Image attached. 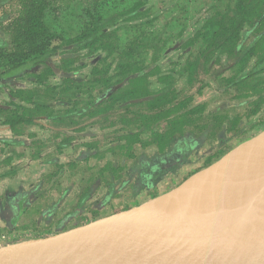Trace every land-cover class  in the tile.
Here are the masks:
<instances>
[{
    "label": "trees",
    "instance_id": "16d2710c",
    "mask_svg": "<svg viewBox=\"0 0 264 264\" xmlns=\"http://www.w3.org/2000/svg\"><path fill=\"white\" fill-rule=\"evenodd\" d=\"M24 4L25 38L32 48L6 61L0 54V89L10 83L9 95L13 96L0 104V125L8 126L14 135L35 137L30 130L43 125L42 120L57 131L113 128L123 140L120 149H112L113 154L136 163L188 143L190 134L203 136V144L213 135L218 143L206 157L209 165L232 141L241 143L251 137V129L264 125V0H197L178 32L179 37H187L184 46L189 55L167 67L157 64L168 42L158 32L159 22L174 8L180 10L177 2L158 9L154 0H133L109 13L89 11L88 18L71 33L51 27L47 1L25 0ZM52 39L57 43L50 45ZM37 41L46 44L37 49ZM81 51L91 56L89 62L75 55ZM57 54L62 58L54 68L49 61ZM225 64L234 73L223 78L224 88H235L240 92L238 98L254 99L232 119L214 114L208 124L205 106L193 102L214 71ZM85 68L82 78L71 75ZM56 69L66 74L59 84L51 81ZM13 79L28 85L15 86ZM120 84L124 85L115 89ZM244 86L249 92L241 94ZM70 139L64 138L61 144ZM146 149L156 150L146 153ZM125 165L116 169L120 178Z\"/></svg>",
    "mask_w": 264,
    "mask_h": 264
},
{
    "label": "rangeland",
    "instance_id": "374dc122",
    "mask_svg": "<svg viewBox=\"0 0 264 264\" xmlns=\"http://www.w3.org/2000/svg\"><path fill=\"white\" fill-rule=\"evenodd\" d=\"M24 1L25 0H0V54H2L3 56L5 55L4 61H6L9 57H11L12 59L21 57L23 53L26 52L28 53L31 50L30 48H32L31 45H29V42L25 38L26 16L23 13L25 9ZM45 1H47V9H48L47 21H49L51 27L59 31H61L60 29H65L66 33H71L73 32V30H75L76 27H79L83 23V21H85L88 18L89 11H91L92 13H109L129 5L133 0H45ZM154 1L156 2V6L158 9H168V7H171V5L174 2L178 3V8L180 9L177 10L174 8L172 12L165 15L163 19H161L159 22L160 27L158 29L159 30L158 32H163L164 33L163 36L168 39V42L166 43L165 46L166 49L160 52L161 56L157 61V64H159L162 67H167L175 62H179L180 59L183 60L185 57L189 55L188 48L184 46L187 37L186 36L179 37L178 32L181 28L180 25H182L184 19L186 17H189L193 13L192 11L195 4L197 3V0H154ZM166 22H169V25H166L165 27ZM16 39H20L19 42H21V46H19V42L12 43L13 40ZM48 43H51L50 45H54L55 43H57V41L52 39L48 41ZM35 44L37 46V49H39L43 46V44L45 45L46 43L45 41H37ZM47 45L49 47V44ZM7 50L10 53H8ZM75 55H79L80 59L86 62L87 61L89 62V59L91 57V56L90 57L85 56V51H81L79 53H76ZM61 58L62 55L57 54L51 57L49 64L52 65L54 68H56L57 65L60 64ZM86 70L87 69L85 68L78 72L72 73L71 75L76 78H82L84 76L82 73H84V71ZM2 71L3 68L0 66V72ZM56 71H57L56 74L51 77V81L54 84H59L61 83L63 77L66 76V74L64 73V71L58 69H56ZM233 73H234L233 68L230 65H226V64L223 66L221 70L214 71L212 76L207 80V85L203 90L202 94L196 96L194 99L193 104L195 106L197 105L205 106L204 119H208L207 120L208 124L211 123L209 117L214 114L222 113L228 116V118L232 119L235 115H237V113H241L244 111L246 107L245 103L247 101L254 99L253 97H250L249 99L238 98L236 96L240 92H238L235 88H231L228 90L224 88L226 86V83L223 81V78L228 77ZM13 80L17 82L16 83L17 85L15 86L28 85V83L25 80L22 79H13ZM122 85L124 84L118 85L117 87H115V89H117L119 86ZM11 87L12 85L10 83L8 84L6 83L0 89V104H5L7 101L13 99V96L9 95V90ZM241 90H242L241 94L249 92L248 86L247 87L244 86L243 88H241ZM41 123L43 125L39 124L33 126L30 130L35 133V137H28L26 135L16 136L12 133L11 130L10 131L7 130L8 126L0 125V127H2L0 129V139L4 140L5 137H10V139H16V141L19 142L25 141L24 145H9V146H5L4 149H20V151H22V149H28L30 147V144L34 142L47 143L49 141V138L53 136V132H55L56 129L50 128L46 120H42ZM96 127L97 126H91V127L87 126L85 128V131L88 132L94 131L97 129ZM164 127H166L165 124L161 126V129H163ZM110 129L113 130V128ZM262 131H264V125H260L256 129H251L249 132L251 137H249L245 141L241 143L235 142V140L232 141L231 144H228L224 149V154L222 156H219L217 159L213 160L214 161L213 163L216 164L217 161H219L226 154L231 152L233 149L237 148L240 144L260 134ZM208 140L209 139L207 138V141ZM217 143L218 141L216 142V140H214V136L211 135V138L208 141L209 145L201 144L200 146H198L200 149H196L194 152H192L191 157L188 158L187 162H185L182 165V167L180 166L181 168L179 167L178 170H175L172 173H168L166 176L163 177V179L160 181L159 189L151 192L150 195H148L146 189H144L140 193H137V203L139 201H146L156 196L163 195L179 187L187 179L193 176L191 175V173H193L196 169L203 170L205 168H208V166L209 167L213 166L214 165L213 163L207 165L208 163H206V157L208 153L210 154L211 152L215 151V147ZM155 150L156 149H146V153H152ZM119 156L120 155L118 154L114 155L113 153L106 152L105 149V152L100 154V158L98 156L94 157L93 159L90 158L85 163V165H88L87 163H90L91 161H93L92 163L96 162L98 164H101L104 162V159H111L112 157H114L115 159L119 158L121 160V165H124L126 163V158L125 157L120 158ZM15 160L16 159L13 158L12 163ZM70 161H75V159L71 157ZM127 164L128 163H126V165ZM136 165L138 166V163L134 164L131 162V167L126 166L124 169V173L125 174L132 173V169ZM3 171L4 169L0 170V173H2ZM21 172L26 173L27 168L22 169ZM81 172L85 173V171H81ZM73 173H77V171H75L72 168L67 169V177L70 181H72L70 182V184L71 183L72 184L69 186V188L75 185L73 182H79L78 180L79 177H73L75 178V181H73L72 178L69 177V176H74L75 174ZM9 174H10L8 175L9 177H5V178L3 177L6 180L10 179L9 181H3L2 177H1L2 179H0V183H1L0 193L6 189L15 190L20 185V180L13 179L15 175L12 176V174H17V173H9ZM64 174L65 173L63 170H58L57 176L55 175L56 177H54L53 179L54 180L56 178L58 179L60 178V176H63ZM44 178H48V177L31 178L27 180L26 185L30 186L36 183L38 179L44 180ZM67 180H64V178L61 177V181L63 182L61 187H63V185L67 183L66 182ZM28 181H33V182H28ZM52 185L53 182L51 180L46 185L45 193L51 194L54 197L52 198V202H53L59 196H57L58 192L52 189L53 188L51 187ZM64 186H68V185H64ZM76 189L77 187H74V191H76ZM68 197L72 198L70 195ZM4 200H5L4 197L0 199V204H3ZM127 200L129 201V199ZM64 211H68V210L64 209ZM86 218L87 219H85L84 222L95 220V217L87 216ZM36 219H38L39 225L35 224L37 221ZM18 222L14 225H11L10 228L7 225L6 220L0 217V247L17 241L53 235L58 232L55 231V229L53 228L54 223H52L51 225L50 221H48L47 219L38 218L37 216L33 218H26L21 222L19 223ZM22 224H27V226H22Z\"/></svg>",
    "mask_w": 264,
    "mask_h": 264
},
{
    "label": "water",
    "instance_id": "95a60500",
    "mask_svg": "<svg viewBox=\"0 0 264 264\" xmlns=\"http://www.w3.org/2000/svg\"><path fill=\"white\" fill-rule=\"evenodd\" d=\"M263 138L264 131L235 149H264ZM255 161L264 167V159ZM159 200L1 246L0 264H264V231L242 234L205 216L165 210Z\"/></svg>",
    "mask_w": 264,
    "mask_h": 264
},
{
    "label": "crops",
    "instance_id": "0c3cea01",
    "mask_svg": "<svg viewBox=\"0 0 264 264\" xmlns=\"http://www.w3.org/2000/svg\"><path fill=\"white\" fill-rule=\"evenodd\" d=\"M1 128L2 127H0V129ZM96 128V130L91 132L85 131V129L79 131H74L72 129L55 130L53 136L49 138L47 143L34 142L30 144L31 148L22 149V151H20V149L4 148L9 145H24L25 141L19 142L16 141V139H10V137H5L4 140L0 139V170L4 169V171L0 173V175L4 176H0V179L9 177V173H17L12 174V176L15 175L13 179L20 180V185L17 189L4 190L0 193V199L5 197V194L9 193L16 196L21 193L28 195V197H26V202L31 200L33 206L31 208L27 207L16 211L17 217L25 219L36 216L45 219L46 217L44 215L43 217L39 216V212L43 206H50V204L51 208H54L58 214L62 213L64 209L71 211L75 208V210L71 212H76V214H80V216H95L96 218L107 216L137 205L135 201V195L137 193L132 197L126 195L130 194L131 190V179L129 178L131 173H124L122 174L123 178H120V174L116 172V169L121 165V160L119 158L115 159L112 157L111 159H104V162L101 164L96 162L92 163L93 161H91L87 163L88 165H85L90 158L93 159L97 156L100 158V154L104 153L105 149L106 152L110 153H113L112 149H120L118 146H121L123 142L122 139L120 140L121 137L119 132L105 130L99 126ZM7 130L10 131L9 127ZM66 137H72V139H70L67 144H61L62 140ZM71 157H73L75 161H70ZM13 158L16 160L12 163ZM131 162L134 164L136 163L126 158L128 167H131ZM26 168V173L21 172L22 169ZM71 168L77 171V173H73L75 175L69 177H71L73 181H75L73 177H79V182H73L75 185L69 188L72 184H70V182L72 181L67 177V169ZM58 170H63L65 174L54 180L53 178L57 176ZM81 171H85V173ZM36 177L48 178H44V180L38 179L36 183L30 186L26 185L27 180ZM61 177H63L64 180L68 179L66 181L67 183L64 184L68 186L63 185V187H61L63 184ZM4 178L3 181L10 180ZM122 179L126 181L122 183ZM51 180L53 182L51 187H53L52 189H54V191L58 192L57 196H59L53 202L52 198L54 197L51 194L45 193L46 185ZM74 187H77L76 191H74ZM69 195L72 198L68 197ZM127 199H129V201ZM142 202L144 201H139V203ZM127 205L129 206L127 207ZM93 206L96 209L98 207L100 208L95 211L92 210ZM5 209L7 208H5L3 204H0V210L5 211ZM6 212L7 214L9 213L8 211Z\"/></svg>",
    "mask_w": 264,
    "mask_h": 264
},
{
    "label": "bare ground",
    "instance_id": "6f19581e",
    "mask_svg": "<svg viewBox=\"0 0 264 264\" xmlns=\"http://www.w3.org/2000/svg\"><path fill=\"white\" fill-rule=\"evenodd\" d=\"M245 147L159 195L158 206L205 216L242 234L264 231V167L255 161L264 159V149Z\"/></svg>",
    "mask_w": 264,
    "mask_h": 264
},
{
    "label": "flooded vegetation",
    "instance_id": "af4514ba",
    "mask_svg": "<svg viewBox=\"0 0 264 264\" xmlns=\"http://www.w3.org/2000/svg\"><path fill=\"white\" fill-rule=\"evenodd\" d=\"M187 138H188V143H180L179 146L172 147L161 155H155V156L152 155L149 156L148 158H144L141 162L138 163V166L137 165L134 166V168L132 169V173L129 175V178L131 179L130 194H126V195L132 197L134 196V194L140 193L144 189H146L148 195H150L151 192L159 189V184L160 181L163 179V177L166 176L168 173H172L175 170H178L180 166L182 167V165L185 162H187L188 158L191 157L192 152L198 149L199 148L198 146H200L201 144L203 145L205 141L204 137L195 138L191 134ZM189 144H191L190 147L187 146ZM138 187H142V188L140 189ZM26 197H28V195H26L25 193H21L17 196L12 195L10 193L5 194L4 197L5 200L3 206L7 209H5V211L0 210V216L1 218L6 220L7 225L10 228L11 225H14L18 221L21 222L22 220L25 219L16 216L17 214L16 211H18L19 208L20 209L27 207L31 208L33 206L31 200L26 202ZM135 198H136L135 201L137 202V194L135 195ZM97 209L94 208L93 206L92 210L97 211ZM73 210H75V208ZM6 211H8L9 213L7 214ZM71 211L70 210L64 211L63 213L58 214L54 208L53 209L51 208V204H50V206L47 205L41 208L39 212L40 214L39 216L43 217L44 215L46 217L45 219L50 221L51 225L52 223H54L53 228L55 229V231L58 232L89 222V221L84 222V220L87 219L86 218L87 216H80V214L77 215L76 212H71ZM95 219L97 218L95 217ZM36 220L37 221L35 224L39 225L38 219ZM22 226H27V224H22Z\"/></svg>",
    "mask_w": 264,
    "mask_h": 264
}]
</instances>
